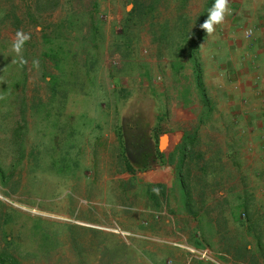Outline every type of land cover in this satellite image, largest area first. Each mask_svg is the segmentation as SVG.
Masks as SVG:
<instances>
[{"label":"rangeland","instance_id":"rangeland-1","mask_svg":"<svg viewBox=\"0 0 264 264\" xmlns=\"http://www.w3.org/2000/svg\"><path fill=\"white\" fill-rule=\"evenodd\" d=\"M261 2L227 0L223 21L202 34L196 56L206 104L186 49L206 0H137L135 11L134 0H0V258L264 264V130L256 129L264 128ZM73 60L78 77L67 87L81 91L53 99V80L62 92ZM64 99L70 103L59 119L77 130L55 141L56 153L50 119ZM168 132H178L177 144L184 132L195 137L183 172L195 213L183 206ZM45 152L64 157L70 169L76 155L78 165L53 173L67 166L60 157L43 160ZM165 164L173 185L162 192L143 174ZM34 224L53 240L37 255L43 242ZM186 243L207 249L213 261L190 259Z\"/></svg>","mask_w":264,"mask_h":264},{"label":"trees","instance_id":"trees-1","mask_svg":"<svg viewBox=\"0 0 264 264\" xmlns=\"http://www.w3.org/2000/svg\"><path fill=\"white\" fill-rule=\"evenodd\" d=\"M215 1L216 0H206L205 7L203 8L201 13L199 14L198 18L196 19V25H195V27L192 31V34L189 38V42H188V39L186 41L187 42V46H186L187 48L186 49L188 51L187 54H188L190 62L192 63L193 78L195 80L197 89L200 91V94L205 98L206 104L208 103V100L206 98L205 91L202 87V77H201L202 74H201V70H200V63H199L198 58L196 56V51H197V47H198V42L201 39L202 34L206 31V30L202 29L200 27V25L206 19L209 18L210 11L213 9ZM136 4H137V0H134V11L136 9ZM94 5H96V3H94ZM91 27L93 29L91 40H93V42H95V39H97V37H95V36H96L97 32L99 31V28H98L96 22H94V21L91 22ZM74 67H76L75 60H73L72 69H70V74L66 77L65 82L63 83V91L62 92L59 91V87H58V85L59 86L61 85V82L59 81V79L53 80L54 81L52 84V94H53L52 97H53V99H55V97L57 95H61V97L66 98L69 91L77 92V93L81 91V88L78 90H75V89H72L71 87H67V86L71 85V82L72 81L74 82L75 79L78 77V74L74 73V71H73ZM85 72L89 77H91V75H93V68H92V63L90 61V58H88L86 63H85ZM82 87H84V86H82ZM85 90L86 89H84V91ZM65 100L66 99L58 102V105L56 107L57 114L55 115V120L50 119V124L53 127V130H57V132H58V133L53 134L57 138L55 137L56 140H54L52 142L53 144H52V148H51L56 153L57 152L59 153L61 151L57 150L58 148L55 146L56 145L55 141H57V143L60 141H63L67 137L68 133H73V135H74V132H76V130H77V128H76V126H74V124H71L70 122L68 123L65 120L59 119V116L64 114V107H66V105L68 103H70V99L67 101H65ZM83 102H84V104H89L90 108H91L90 103L91 104L93 103L92 98H88V100L83 101ZM83 102L78 103V105L82 106ZM78 113L84 114V111L83 110H81V111L80 110H74L73 112H70V114H77V115H78ZM48 115L50 116L49 112H48ZM21 119L23 122H26V119L24 116H21ZM21 131H22V128H20V127H17L14 130L15 134H17ZM70 135L72 136V134H70ZM17 138H18V135H14L13 139H17ZM194 141H195V137L193 134H190L189 132H184L180 143L177 144V146L172 150V152L169 153V156H168V161L170 163H175L177 184H178L179 188L182 190V195L184 198L183 206L187 210L189 209L190 211H192L193 213H195V211H193V209H192V203H194V200L190 198V193L188 191V185H187L188 183L184 181L185 175H183V172H185L184 171L185 169H187L186 172H188V168H185V166H186L185 160H186V157L188 156V154H191L193 152ZM50 143H51V141H50ZM22 150L23 149L20 148V150H19V148H18V155H19V153H21ZM75 153H77V152H75ZM53 155H55V154L45 152L42 155V158H43V160L45 158H50L51 163H52V159H53V164L56 163L57 161L60 162V159H59L60 156L59 157H53ZM51 156L53 158H51ZM75 157H76V155L72 156L71 158H68V161H72L71 163H72L73 167L71 169L66 164V159L64 157H60L62 159V162L67 166L66 170L64 171L63 168L60 166L61 169L57 170V172L54 169L53 173L69 174L70 170H71V172L74 171V169H76V167L78 165V162H77V160H75L76 159ZM126 168L128 170H132V167L130 166V164H127ZM51 169H53V168H51ZM1 175H2V177H4L3 171H1ZM186 178H187V176H186ZM156 187L160 191L163 192L164 186L162 184L158 183V184H156ZM152 191L153 190L149 189L148 193L153 196L154 192H152ZM239 199H240V201H239L240 206L244 205L245 209H247V202H246L247 199L245 197H241V196H239ZM200 204H201V202H200ZM35 228H36L37 233L39 231V233L41 234L43 244H40V246H38L39 249L34 250L32 255H37L38 251H40V253L47 252L48 249H50L53 246V240H51L47 236V234L39 228V226L37 224L35 225ZM33 231L35 232L34 229H33ZM17 245H19V244H17ZM0 259H1L0 264H20V262L17 259H15L11 255H8L5 253L1 254Z\"/></svg>","mask_w":264,"mask_h":264},{"label":"crops","instance_id":"crops-1","mask_svg":"<svg viewBox=\"0 0 264 264\" xmlns=\"http://www.w3.org/2000/svg\"><path fill=\"white\" fill-rule=\"evenodd\" d=\"M263 1V3L261 4V5H263L264 4V0H262ZM258 7V6H257ZM256 6H255V8H257ZM263 110H264V108H263ZM262 110V111H263ZM261 117H264V113H262L261 114ZM260 118V114L258 113V114H256L255 115V118H254V120H257V119H259ZM263 121H264V119H263ZM262 125V124H261ZM256 129L257 130H260V131H263L264 130V128H262V126H260V127H256ZM263 129V130H262ZM167 135H168V144H167V146L169 147V146H176L177 145V143H178V141H179V138H180V135L178 134V132H173V133H167ZM263 141H264V136H263ZM260 147L261 148H263L264 149V144H260ZM140 149V148H139ZM172 149V148H171ZM138 154H139V158H137V159H140L141 161H143L144 160V156H143V152L144 151H142V150H138V151H136ZM136 153V154H137ZM264 153V152H263ZM146 157V156H145ZM143 159V160H142ZM146 159V158H145ZM137 164V163H136ZM259 166H258V168L259 169H261L262 170V174H264V162L262 163V161L260 160V162H259V164H258ZM132 166V165H131ZM136 167V166H135ZM133 168V167H132ZM257 169V166H254V169ZM169 171H170V168H169V166H166V164L164 165V167H162V168H160V166H158V167H156V169L155 170H153V171H144V174H143V178H149V177H152V179H155V180H146V181H148V182H146V183H148V184H150V183H153V182H156V183H159V184H162L163 186H164V188H166V190H167V188L168 187H171L172 185H173V182H172V177H170L169 176ZM255 174H256V172H255ZM255 180H257V178L255 179ZM154 191V190H153ZM60 218H63V216H60Z\"/></svg>","mask_w":264,"mask_h":264},{"label":"clouds","instance_id":"clouds-1","mask_svg":"<svg viewBox=\"0 0 264 264\" xmlns=\"http://www.w3.org/2000/svg\"><path fill=\"white\" fill-rule=\"evenodd\" d=\"M226 5L227 0H216L213 9L210 11L209 18L206 19L200 27L207 32H212L214 24L223 21Z\"/></svg>","mask_w":264,"mask_h":264},{"label":"built area","instance_id":"built-area-1","mask_svg":"<svg viewBox=\"0 0 264 264\" xmlns=\"http://www.w3.org/2000/svg\"><path fill=\"white\" fill-rule=\"evenodd\" d=\"M250 32H251V30H248V32L246 34H249ZM114 230L116 231V229H114ZM173 244L177 245L180 243L173 242ZM186 244H188V243H186ZM183 247H185L188 250V255H189L190 259L191 258H198V259H202L204 261H207V260L213 261V259H212L213 256L211 255V253L207 249H199V248H196L194 246H191L190 244L185 245Z\"/></svg>","mask_w":264,"mask_h":264}]
</instances>
